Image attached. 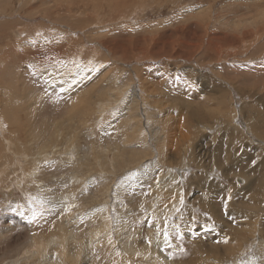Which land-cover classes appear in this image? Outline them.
<instances>
[{
  "label": "rangeland",
  "instance_id": "obj_1",
  "mask_svg": "<svg viewBox=\"0 0 264 264\" xmlns=\"http://www.w3.org/2000/svg\"><path fill=\"white\" fill-rule=\"evenodd\" d=\"M0 103V264H264V0H0Z\"/></svg>",
  "mask_w": 264,
  "mask_h": 264
},
{
  "label": "bare ground",
  "instance_id": "obj_2",
  "mask_svg": "<svg viewBox=\"0 0 264 264\" xmlns=\"http://www.w3.org/2000/svg\"><path fill=\"white\" fill-rule=\"evenodd\" d=\"M113 1H115V0H108V2H110L111 4H113ZM119 1H120V0H118V2H119ZM103 2H104V1H103ZM121 2H122V1H121ZM116 3H117V2H116ZM120 4H121V3H120ZM114 5H115V4H114ZM114 5H112V6H114ZM109 6H110V5H109ZM112 8H113V7H112ZM115 8H116V7H115ZM118 8H119V6H118ZM118 12H120V11H118ZM96 17H97V16H96ZM86 20H87V19H86ZM84 22H85V21H84ZM83 25H84V24H83ZM81 26H82V25H81ZM1 27H2V26H1ZM82 45H83V44H82V43L80 44L77 40L73 41V40L70 39V41H69V49H70V50H69V53L73 54V52H72L71 50L79 49V48L82 47ZM73 48H74V49H73ZM251 48H252V47H251ZM63 50H64V48H63ZM249 50H251V49H249ZM48 52H49V53H53V52L56 53V52H58V51H57V50H53V49H49ZM62 53H64V52H62ZM50 56H51V54H50ZM71 56H72V55H71ZM76 63H77V62H76ZM48 64H49V63H48ZM115 64H116V63H115ZM78 66H79V65H78ZM26 67H27V66H26ZM112 67H113V65L111 66V68H112ZM51 70H52L51 73H53V72L55 73V70H57V66L54 65V67H53ZM81 70H82V69H81ZM119 71H121V70L119 69ZM121 72H122V71H121ZM46 76H47V74H46ZM46 76H45V77H46ZM48 77H49V80H48V81H50V83L53 82L52 77H51V76H48ZM135 79H136V78H135ZM115 83H116V82H115ZM117 85H119V84H117ZM239 89H240V88H239ZM108 90H109V89H108ZM108 92H109V91H108ZM112 93H114V92H112ZM122 93H123V92H122ZM133 93H134V92H133ZM110 94H111V93H110ZM116 94H117V93H116ZM116 94H115V95H116ZM122 95H123V94H122ZM110 97H111V96H110ZM116 97H120V94H119V95L117 94V96H115V98H116ZM120 98H121V97H120ZM123 102H124V101H123ZM137 102H138V101H137ZM0 104H1V103H0ZM2 106H3V105H2ZM119 108H121V107H119ZM6 109H7V108H6ZM124 109H125V108H124ZM0 110H2V109H0ZM2 111H3V110H2ZM3 112H4V111H3ZM257 113H258V112H257ZM1 115H2V114H1ZM6 115H7V114H6ZM258 115H259V114H258ZM12 116H13V115H12ZM231 116H232V115H231ZM98 117H99V116H98ZM255 117H256V116H255ZM259 117H260V116H259ZM259 117H257V118H259ZM262 117H264V116H262ZM12 118H13V117H12ZM12 118H10V119H12ZM101 118H102V116H101ZM230 119H231V117H230ZM255 119H256V118H255ZM1 120H2V119H1ZM3 120H4V119H3ZM7 120H9V118H7ZM13 121H14V119H13ZM104 121H105V120H104ZM259 121H260V120H259ZM6 122H7V121H6ZM6 122H5V123H6ZM72 122H73V120H72ZM254 123H255V122H254ZM8 124H9V123H8ZM8 124H6V125H8ZM255 124H256V123H255ZM255 124H253V125H255ZM11 125H12V123H11ZM63 125H64V124H63ZM251 125H252V124H251ZM258 125H261V124H258ZM255 127H256V126H255ZM263 127H264V125H263ZM13 128H14V126H13ZM13 128H12V129H13ZM144 128H145V126H144ZM249 128H250V127H249ZM252 128H253V126H252ZM56 129H57L56 127L53 129V132H54L53 134L55 135L56 138H58V137H59V133H58V131H57V133H55V132H56ZM65 129H67V128H65ZM254 129H255V128H254ZM103 130H104V128H103ZM123 131H124V130H123ZM125 134H126V133H125ZM125 134H123V136H124ZM60 135H61V134H60ZM130 135H131V134H130ZM143 135H144V134H143ZM53 137H54V136H53ZM130 137H131V136H130ZM125 138H127L126 135H125ZM50 139H51V138H50ZM4 141H5V140H4ZM4 141H3V142H4ZM3 142H1V143H3ZM5 142H6V141H5ZM5 142H4V143H5ZM48 142H49V141H48ZM6 144H7V143H6ZM158 144H159V143H158ZM43 146H44V145H43ZM162 146H163V145H162ZM44 147H45V146H44ZM44 147H42V148H44ZM40 148H41V147H40ZM76 149H77V148H76ZM37 150H39V149H37ZM39 152H40V151H39ZM167 152H168V151H167ZM35 153H37V152H35ZM35 153H34V154H35ZM77 153H78V152H77ZM37 154L39 155L40 153H37ZM192 155H194V154H192ZM28 156H29V155H28ZM28 156H27V157H28ZM30 156H31V155H30ZM35 156H36V155H35ZM2 157H3V156H2ZM36 157H37V156H36ZM195 157H196V156H195ZM193 159H194V158H193ZM199 160H200V159H199ZM37 161H38V160H37ZM69 162H70V161H69ZM69 162H68V163H69ZM141 163H142V162H141ZM34 165H35V164H34ZM150 166H151V165H150ZM147 168L149 169V166H147L146 169H147ZM151 168H152V167H151ZM137 169H138V168H137ZM140 169H141V171H143L142 168H140ZM140 169H138V170H140ZM152 169H154V168H152ZM197 169H198V168H197ZM199 169H200V168H199ZM34 170H35V169H34ZM135 170H136V169H135ZM148 171H149V170H148ZM150 171H152V170H150ZM152 172H153V171H152ZM33 173H34V171H33ZM139 173H140V172H138L137 175H139ZM149 173H151V172H148L147 174L149 175ZM135 174H136V173H135ZM29 175H31V174H29ZM131 175H132V174H131ZM143 175H146V174H143ZM151 175H152V174H151ZM154 175H155V174H154ZM133 176H134V174L132 175V177H133ZM32 177H33V176H32ZM138 177H140V176H137V178H138ZM143 177H144V176H143ZM143 177H142V178H143ZM130 178H131V176H130ZM133 178H134V177H133ZM133 178H131V179H133ZM75 179H76V178H75ZM79 179H81V178H79ZM128 179H129V178H128ZM178 179H179V178H178ZM134 180H135V179H134ZM238 181H239V180H238ZM136 182H137V181H136ZM136 182H135V183H136ZM139 182H141V181H139ZM142 182H143V181H142ZM132 183H134V182H132ZM162 183H163V182H162ZM247 183H248V182H247ZM138 184H139V183H138ZM172 184H173V183H172ZM138 186H139V185H138ZM157 191H159V190L157 189ZM73 193H74V192H73ZM68 194H69V193H68ZM65 196H67V195H65ZM71 196H72V194L70 195V197H71ZM112 197H113V196H112ZM156 197H157V196H156ZM188 197H189V196H188ZM71 199H72V198H71ZM46 200H47V199H46ZM69 200H70V199H69ZM254 200H255V199H254ZM262 209H263V210H261V211H264V208H262ZM105 212H106V211H105ZM258 212H259V211H258ZM107 213H108V212H107ZM106 216H107V215H106ZM127 216H128V215H127ZM258 216H259V215H258ZM107 217H108V216H107ZM101 218H102V217H101ZM159 218H160V217H159ZM103 219H104V218H103ZM156 219H157V218H156ZM179 222H180V221H179ZM203 223H204V222H203ZM63 224H64V223H63ZM157 225H158V223H157ZM66 226H67V225H66ZM189 226H190V225H189ZM104 227H105V226H104ZM106 227H107V226H106ZM114 228H115V227H114ZM182 229H183V228H182ZM150 230H152V229H150ZM175 230H176V229H175ZM61 231H62V230H61ZM98 231H99V230H98ZM71 233H72V232H71ZM93 233H94V232H93ZM170 233H171V232H170ZM94 234H95V233H94ZM108 234H109V233H108ZM108 234H107V235H108ZM125 234H126V233H125ZM141 234H142V233H141ZM108 236H109V235H108ZM239 236H240V235H239ZM106 237H107V236H106ZM54 240H55V239H53L52 241H54ZM246 240H247V239H246ZM78 241H79V240H78ZM149 241H150V240H149ZM57 243H58V242H57ZM59 243H60V242H59ZM106 243H107V242H106ZM111 243H112V242H111ZM51 244H53V243L50 241V245H51ZM103 244H104V243H103ZM59 245H61V244H59ZM250 246H251V245H250ZM64 247H65V246H64ZM108 247H109V246H108ZM156 248H157V247H156ZM36 249H37V248H36ZM70 249H71V248H70ZM96 249H97V248H96ZM59 250H60V249H59ZM66 250H67V249H65V251H66ZM90 251H92V250H90V249L87 250V252H89V253H90ZM123 251H124V250H123ZM31 252H32V251H31ZM93 252H94V251H93ZM60 253H61V251H60ZM60 253H59V254H60ZM73 253H75V252H73ZM117 253H118V252H117ZM32 254H33V253H32ZM32 254H31V255H32ZM37 254H39V253H37ZM37 254H35V256H36ZM119 254H120V253H119ZM161 254H162V253H161ZM169 254H170V253H169ZM85 255H86V254H85ZM121 255H122V253H121ZM63 256H64V254H63ZM86 256H87V258H88V256H90V255H86ZM98 256H99V255H98ZM122 256H123V255H122ZM168 256H169V255H168ZM51 257H52V258H55L54 256H50V257L47 256V259H48V258H51ZM78 257H79V256H78ZM80 257H81V256H80ZM84 257H85V256H84ZM114 257H115V256H114ZM217 257L219 258V256H217ZM32 258H33V257H32ZM60 258H61V255H60ZM122 258H124V256H123ZM57 259H58V258H57ZM82 259H83V258H82ZM90 259H91V258H90ZM90 259H89V260H90ZM124 259H126V258H124ZM124 259H123V260H124ZM26 260H28V259H26ZM31 260H32V259H31ZM94 260H95V259H94ZM115 261H116V260H115ZM120 261H122V260L120 259ZM125 261H126V260H125ZM82 262H83V261H82ZM50 263H51V262H50ZM56 263H57V262H56ZM60 263H61V262H60ZM60 263L58 262V264H60ZM77 263H78V262H77ZM104 263H105V262H104ZM61 264H62V263H61ZM100 264H103V263H100ZM105 264H107V263H105ZM108 264H109V263H108ZM121 264H122V262H121Z\"/></svg>",
  "mask_w": 264,
  "mask_h": 264
},
{
  "label": "snow or ice",
  "instance_id": "obj_3",
  "mask_svg": "<svg viewBox=\"0 0 264 264\" xmlns=\"http://www.w3.org/2000/svg\"><path fill=\"white\" fill-rule=\"evenodd\" d=\"M165 238H166V240H167V237H168V233L165 231Z\"/></svg>",
  "mask_w": 264,
  "mask_h": 264
}]
</instances>
